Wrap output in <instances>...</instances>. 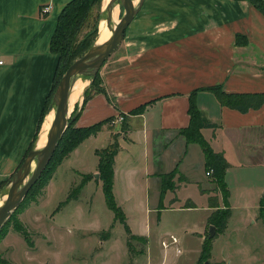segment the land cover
Masks as SVG:
<instances>
[{
	"label": "crops",
	"instance_id": "0c3cea01",
	"mask_svg": "<svg viewBox=\"0 0 264 264\" xmlns=\"http://www.w3.org/2000/svg\"><path fill=\"white\" fill-rule=\"evenodd\" d=\"M67 1L0 0V55L5 61L0 64V204L9 187L5 181L23 160L37 132L32 147L42 146L38 140L47 115L42 111L59 60V54L51 49V35ZM46 5L50 7L48 11L43 10ZM113 53V60L109 57L100 70L108 96L101 91L91 96L75 125L114 118L97 133L83 138L58 163L42 188L44 195L59 165L69 158L77 162V169L83 173L81 181L85 174H92L81 190L94 178L102 187L101 178L95 176L99 173L95 150L111 143L114 132L119 131L112 187L131 231L143 237L144 250L152 224L146 221L144 225L141 220L138 229L133 228L128 205L132 210L148 209V194L154 192L160 219L161 208L175 207L172 199L177 191L187 190L191 184L206 202L205 222L200 228L191 229L201 238L202 245L210 224L208 217L214 209L208 197L216 194L217 184L207 173L200 143L188 141L181 131L189 126L190 93L195 91L202 116L218 123L217 127L204 126L202 134L229 162L225 180L232 214L224 230L213 238V246L220 234L230 237L252 223L264 228V101L259 107L242 111L222 103L216 93L204 87L220 83L227 92L264 91V12L249 0H143L125 31L124 42ZM144 102L148 103L142 109H134ZM120 115L124 116L122 120ZM87 140L92 144L85 149L82 146ZM175 166L179 170L174 177L176 188L168 189L160 200L161 173L172 171ZM79 194L74 198L78 200ZM217 195L223 203L222 193ZM67 196L51 211L53 216L69 201H64ZM183 199L193 204L180 206H197L188 192ZM237 209L241 211L236 213ZM10 230L0 239V249L13 245L14 257L21 236L9 240ZM104 238L102 241L109 234ZM24 241L27 243L25 236ZM148 247L152 264L154 250ZM163 247L162 261L167 254ZM0 253L7 260L0 264H8L9 259L1 250ZM259 264H264V257H260Z\"/></svg>",
	"mask_w": 264,
	"mask_h": 264
},
{
	"label": "rangeland",
	"instance_id": "374dc122",
	"mask_svg": "<svg viewBox=\"0 0 264 264\" xmlns=\"http://www.w3.org/2000/svg\"><path fill=\"white\" fill-rule=\"evenodd\" d=\"M138 2L139 0H135V5ZM117 5L120 17L124 13V8H121L119 3ZM104 8L106 9V6L102 2L103 13H105ZM123 42L124 39L120 45ZM114 54H111L110 61L113 60ZM87 82L85 88L91 83L90 79ZM81 105L82 102H79L78 109ZM52 109L54 111V108ZM119 133V131L114 133V137ZM100 140L98 138L96 141ZM86 142L82 147L88 149L92 141ZM190 165H192L191 162ZM52 167L47 170L34 190L28 191L29 193L19 203L18 210H13L6 219L4 227L9 226L11 229L7 233V238L11 240L21 236L16 242L14 257L11 256L14 252L13 245L6 248L2 246L0 249L9 259L8 264H149L153 258L148 256V246L154 250L155 260L152 264H195L197 262L202 247L201 238L191 229L202 226L207 211L206 202L199 195L195 185L191 184L187 190H178L175 207L161 208L160 219L157 218V203L154 201L157 197L154 192L148 194V209L144 207L143 210H132L128 205L133 228L138 229L137 224L141 220L144 225L146 221L152 224V234L147 249L144 250L146 246L140 237L132 238L131 245L127 246V232L124 225L119 219L114 221V213L105 202L101 182L96 178L83 187L78 200L70 198L53 216L51 211L60 200L67 196L70 188L81 181L83 173L77 169L78 165L74 159H66L55 171L53 182L44 195V191L40 188ZM193 168L190 169L196 175L197 172ZM187 192L197 206L191 208L180 206L182 203H187L183 199ZM166 201L165 197L164 202ZM21 210H24V213L21 212L20 217L23 213L24 216L21 219L27 225L24 224L30 240L25 238L27 240L25 244L24 236L19 234L18 230H13L14 226L22 227L17 218V212ZM240 211L237 209L236 213ZM112 223L113 226H111ZM263 229L262 225L260 227V224L252 223L242 231L233 232L230 237L220 234L214 242L212 255L208 260L217 264H259L260 257H264ZM106 231L109 232V238L102 241L108 233ZM170 233L178 235L177 245L181 250L177 252L176 246L170 245L166 248L167 254L163 262V245L160 241L162 236H168ZM207 233L209 229L206 235Z\"/></svg>",
	"mask_w": 264,
	"mask_h": 264
},
{
	"label": "trees",
	"instance_id": "16d2710c",
	"mask_svg": "<svg viewBox=\"0 0 264 264\" xmlns=\"http://www.w3.org/2000/svg\"><path fill=\"white\" fill-rule=\"evenodd\" d=\"M102 1L103 0H69L64 4V8L59 13L57 25L51 35V49L59 54V60L57 65L58 69L54 78V84L51 88L50 93L47 96V101L42 111L43 114H47V111L49 110L50 105L52 104V95L56 88L57 82L65 73L67 66L76 58L84 54L85 51L92 44L95 43L96 38L98 36L100 18L104 16L102 9ZM249 1H251L259 10H262L264 12V0ZM90 82L91 83L89 84V86H87L83 90V100L80 109H78L79 103H77L72 111V115H74L73 120L68 125L67 130L65 131L62 138L58 141V146L55 149L50 162L41 172V175L39 176L38 180L30 187L29 192L34 190V188L39 184V181L44 178V175L47 170L54 165L49 175L46 177L47 179L45 180L44 184H42L44 186L45 183L52 176V172L54 171L58 163H60L64 159V157L69 153L70 150L80 144L83 138L91 134L97 133L98 130L102 128L103 124L110 123L113 120L114 116L98 120V122L92 124H86L83 126L75 125V121L78 115L80 114L82 107L88 101V99L91 98V96L100 91L104 92L108 96L107 87L105 81H103V77L100 71L96 74L94 78L90 79ZM204 87L209 88L214 93H216L222 103L230 107H237L242 111H248L251 107H259L264 101V91L248 93L234 91L227 92L223 90L222 85L220 83L210 84ZM194 92L195 91H192L190 93L191 99L188 109H190L191 119L189 122V126L183 128L181 131L185 134L188 141L193 140L200 143L203 150V154H205V167H207V170L210 168L213 169L211 175L213 176L215 183L217 184L216 190H214L216 191V194H210L208 197L210 205L214 207L208 217V223H212L215 225L216 232L213 236H210L209 233H207V235L204 237L202 242L203 246L195 264H217L216 262L208 260V258L211 255V249L213 247V238L224 230L228 219L232 214L231 203L229 198L230 189L228 183L225 180V174L227 167L229 166V162L227 161L224 153H222L221 151H215L212 145L210 144L209 140L206 139L205 136H203L202 128H204V126L217 127L218 123L213 122L208 118L202 116L201 111L200 109H198V106L196 104ZM146 103L148 102H144L142 105L134 109L140 110L145 106ZM37 136L38 132L35 134L30 148H32V146L34 145L33 141L37 138ZM114 136L115 135L113 134V140L111 141V143L97 148L95 152L99 157L98 172L100 173V178L102 180L105 201L114 212V221L119 219L123 223L125 231L127 232L128 245L130 246L132 238L140 237L141 239H143V237L131 231L123 207L119 202H117L116 197L114 195V190L112 187L114 177V155L119 147L118 135H116V137ZM30 148L25 152L22 158L23 160L19 163L16 169L24 161V157L26 156ZM16 169L12 172V174L16 171ZM178 171V167L175 166L172 171L161 173L160 185L162 186V188L160 192V200L163 198L168 189L176 188L174 177ZM91 175L92 174L89 173L85 174L83 180L72 187L70 193L64 201H68L70 200V198L77 197L81 190V186L84 184L85 180ZM11 177L12 176H10L5 182H9ZM42 188L40 189L43 190ZM217 192L222 193L223 203L218 199ZM172 200L173 202L176 201V197H174ZM61 203L60 205H62ZM192 204L193 201H187L186 203L187 206H191ZM18 208L19 207L17 206L14 210H18ZM19 212L20 211L17 212V218L22 227L14 226V228L18 230L22 235H24L27 240H29L28 230L26 229L27 227L24 225L23 221L20 220V218L18 217ZM5 225L6 223L0 228V239L9 230V226L5 228ZM108 234L109 232L107 233V235ZM6 262V258L3 257L0 253V263Z\"/></svg>",
	"mask_w": 264,
	"mask_h": 264
},
{
	"label": "water",
	"instance_id": "95a60500",
	"mask_svg": "<svg viewBox=\"0 0 264 264\" xmlns=\"http://www.w3.org/2000/svg\"><path fill=\"white\" fill-rule=\"evenodd\" d=\"M115 3H119L120 7L124 8V13L120 16L119 22L113 25L111 13ZM142 3L143 0H139L137 5H135L134 0H109L106 4V9L104 8V15L109 28H111L110 38L103 42L95 41L84 54L67 66L65 73L58 80L52 95V104L49 108V110L54 108L55 115L49 127L47 139L44 145L32 147L24 157V161L12 174L6 197L0 204V228L23 200L30 187L38 180L41 172L50 162L58 146V141L62 138L74 118L69 108L72 80L81 76L89 79L96 76L103 63L123 41L125 31L142 7ZM95 176L100 177L99 173H96ZM208 229L209 235L213 236L216 232L215 225L210 223Z\"/></svg>",
	"mask_w": 264,
	"mask_h": 264
},
{
	"label": "bare ground",
	"instance_id": "6f19581e",
	"mask_svg": "<svg viewBox=\"0 0 264 264\" xmlns=\"http://www.w3.org/2000/svg\"><path fill=\"white\" fill-rule=\"evenodd\" d=\"M109 0H103L104 6L108 3ZM135 2V0H134ZM115 6L112 8V13H111V21H113V25H115L117 22H119V6L117 3L114 4ZM111 34V28H109L107 21L105 19V15L100 18V23H99V30H98V36L96 38V42H103L106 41L110 38ZM88 78L84 77H78L74 80H72L71 88H70V94H69V108L72 110L77 103H79L82 99V94L85 86L88 84L87 82ZM54 111L53 109L49 110L47 112L46 118L43 122V127L42 131L38 140V144L44 145L47 136H48V131L51 123L53 122L54 119Z\"/></svg>",
	"mask_w": 264,
	"mask_h": 264
},
{
	"label": "built area",
	"instance_id": "2783aa9c",
	"mask_svg": "<svg viewBox=\"0 0 264 264\" xmlns=\"http://www.w3.org/2000/svg\"><path fill=\"white\" fill-rule=\"evenodd\" d=\"M49 9H50V7L48 5H46V6L43 7V10L44 11H48ZM4 62L5 61H4L3 57L0 55V64H3ZM118 118L120 120H122L124 118V116L123 115H120ZM212 172H213V169H211V168L207 170V173L208 174H211ZM178 240H179L178 235H176L174 233H170V234H168V236H164L162 238L161 244L165 248H169L170 245H175L176 246V251L178 252V251L181 250V248L179 247V245H177Z\"/></svg>",
	"mask_w": 264,
	"mask_h": 264
}]
</instances>
